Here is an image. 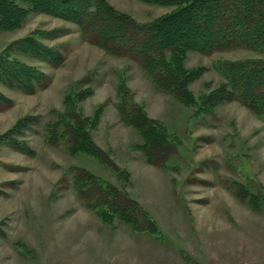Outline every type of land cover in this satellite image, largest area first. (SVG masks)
I'll return each mask as SVG.
<instances>
[{"label":"rangeland","instance_id":"1","mask_svg":"<svg viewBox=\"0 0 264 264\" xmlns=\"http://www.w3.org/2000/svg\"><path fill=\"white\" fill-rule=\"evenodd\" d=\"M107 1L138 23L171 10ZM29 35L38 56L17 46ZM7 52L46 82L27 94L0 80L8 103L0 108V137L25 117L33 121L23 136L0 142V264H264V123L249 109L237 101L207 111L187 107L157 90L134 61L108 54L75 24L45 14L0 31V55ZM259 58L250 50L188 53L184 69H202L188 89L198 104L223 82L215 64ZM68 97L83 117L99 111L90 130L99 157L72 155L53 135ZM132 105L165 133L170 156L163 163L146 161L139 131L125 124L119 109L133 113ZM70 167L126 191L158 234L102 222L75 195L64 175Z\"/></svg>","mask_w":264,"mask_h":264},{"label":"trees","instance_id":"2","mask_svg":"<svg viewBox=\"0 0 264 264\" xmlns=\"http://www.w3.org/2000/svg\"><path fill=\"white\" fill-rule=\"evenodd\" d=\"M139 1L171 10L152 21L138 23L129 15L116 11L107 0H0V31L20 28L32 13L71 22L79 28L85 41L110 55L134 61L157 90L173 95L187 107L207 111L237 101L264 123V0ZM34 35L40 38L44 33L37 31ZM17 46L39 55V45L30 35ZM234 50H250L262 58L215 64L223 82L197 104L188 85L202 73V69H184L188 53ZM46 54L52 57L50 53ZM8 57V52L0 55V80L3 83L10 81L27 94L43 87L45 77ZM6 101L0 96V108L8 105ZM65 104L66 111L58 116L51 129L58 137L57 142L63 143L72 155L82 153L99 157L90 136L99 111L87 118L73 110L69 97ZM132 108L133 113L129 114L124 107L119 109L121 116L125 117V124L139 131L144 142L141 151L146 161L154 165L163 163L170 156L165 133L158 128V123L146 117L141 108L133 105ZM31 125L33 121L27 117L17 121L0 137V142L23 136V130H29ZM68 174L75 195L91 207L102 222L111 224L118 220L134 231L158 234L154 221L126 191L81 168L70 167L64 175ZM119 174L123 178L126 176L122 171ZM91 193L95 194L94 198H88Z\"/></svg>","mask_w":264,"mask_h":264}]
</instances>
